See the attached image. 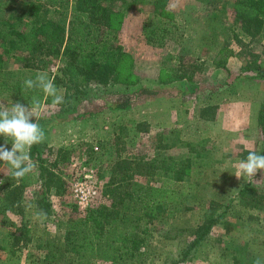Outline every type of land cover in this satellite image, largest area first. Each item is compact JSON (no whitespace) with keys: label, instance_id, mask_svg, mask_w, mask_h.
<instances>
[{"label":"rangeland","instance_id":"rangeland-1","mask_svg":"<svg viewBox=\"0 0 264 264\" xmlns=\"http://www.w3.org/2000/svg\"><path fill=\"white\" fill-rule=\"evenodd\" d=\"M24 1L34 0H9L0 5V18L18 15ZM233 1L169 0L177 29L168 26L170 38L157 46L145 40V27L158 22L151 5L127 0L122 13L116 15L121 19L116 37L125 53L121 63L133 65L137 83L127 87L115 81L106 88L91 83L84 87L86 96L80 100L66 99L65 89L59 85L60 104H54L53 97L47 98L39 87L31 89L30 98L39 96L38 103L21 104L33 105L41 113L38 121L32 118L44 132L37 146L39 156L64 180L65 189L57 193L53 185L41 184L40 161L31 158L29 150L34 170L19 181L12 177L10 166L0 161V197L10 186L24 185L14 200H0L6 205L0 213V264H44L52 244L62 242L67 219L81 215L76 205L79 210L90 206L79 203L74 189L96 190L90 203L94 202L119 161L186 157L188 148L179 143L167 149L157 147L156 133L168 130L177 131L181 141L207 140V152L201 161L196 160L204 167V179H195L198 185L190 187L192 194L185 196L172 215L165 212L147 224L151 235L146 264H174L180 258V252L198 236L196 230L209 211L208 200L214 201L215 214H224L186 260L177 264H255L257 258L264 264V200L254 208L243 205L238 197L247 182L264 195V170L246 181L236 178L233 167L245 150L264 147L257 125L264 99V40L241 31L234 21ZM44 8L48 18L63 21L65 26L82 15L72 4ZM60 65L58 59L45 69L26 68L22 57L10 54L0 69V81L11 84L22 74L35 80L38 73H44L53 82ZM161 69L181 78L174 85L159 83L160 74H165ZM2 88L0 84V102L5 106H10L9 101L16 103ZM137 122L143 123L141 129L136 128ZM5 144L0 136V146ZM7 148L11 149V141ZM60 148L68 150V159L58 158ZM134 177L146 180L143 175ZM103 202H109L107 197ZM91 264L109 262L97 259Z\"/></svg>","mask_w":264,"mask_h":264},{"label":"trees","instance_id":"trees-1","mask_svg":"<svg viewBox=\"0 0 264 264\" xmlns=\"http://www.w3.org/2000/svg\"><path fill=\"white\" fill-rule=\"evenodd\" d=\"M126 1H24L18 15L13 17L9 14L0 18V69L4 67L10 54L22 57L26 68L45 69L61 59L62 65L58 66L53 83L56 89L59 85L65 89L66 99L75 100L85 98L84 87L91 83L105 88L115 81H122L127 87L137 83L139 79L133 73V65L121 63L125 53L116 37L121 20L116 15L122 13L120 10ZM5 2L0 1V5L3 6ZM168 2L169 0H133L134 5L150 4L151 13L158 18L156 25L145 27L147 44L162 46L172 33L168 26L177 29L172 22L173 12L168 8ZM67 4H72L82 14L70 20L67 26L63 21L56 22L46 16V5L61 8ZM232 12L241 31L264 40V0H234ZM161 73L158 80L162 84L181 78L178 75L169 76L165 69H161ZM32 77L25 78L22 74L11 84L3 79L0 81L3 84L2 91L13 96L19 103H38L39 96L36 99L30 98L31 89L24 85V81ZM142 125V122H137L136 128L141 129ZM257 125L264 139V99L259 104ZM155 138L157 147L161 149L179 143L188 148L189 154L181 158L133 157L112 166L102 194L86 209L79 210L76 205L81 215L67 219L62 242L52 244L50 254L44 256V264H91L97 259L109 264H146L148 237L151 235L147 224L165 212L168 216L172 215L173 211L179 209L182 201H185V196L190 197L193 192L190 187L198 185L195 179H204V167L199 161L207 152V140L195 143L181 141L178 132L174 130L157 132ZM37 146L38 144H34L29 149V155L40 161L41 184L46 187L53 185L57 193L63 192L64 180L43 164ZM255 152L264 155V147ZM57 154L59 159L69 158L66 149H58ZM247 155L248 150H245L240 155L241 160L246 159ZM56 163L57 160L53 165ZM135 174L146 176V180H138L134 177ZM191 175H194L192 179ZM178 186L181 190L176 191ZM23 187L22 182L20 185L10 186L0 200H14L16 193L20 194ZM106 197L108 203L103 202ZM238 197L243 205L254 208L264 200V195L257 192L252 182H247L240 188ZM200 198L196 196L194 199L199 201ZM206 203L209 211L204 213L203 221L196 230L198 236L180 252V258L174 264L185 261L190 250L221 220L224 213H214V201L208 200ZM5 206L0 203V213L5 212Z\"/></svg>","mask_w":264,"mask_h":264},{"label":"clouds","instance_id":"clouds-1","mask_svg":"<svg viewBox=\"0 0 264 264\" xmlns=\"http://www.w3.org/2000/svg\"><path fill=\"white\" fill-rule=\"evenodd\" d=\"M24 85L28 89L39 87L46 96L53 97L54 104L63 101V97L57 95L54 83L47 79L44 73H38L35 80H25ZM9 105L5 106L0 102V136L6 140V144L0 146V161L10 166L12 177L19 181L34 170V165L29 162L28 150L34 144L43 141L44 132L37 122H32L33 117L36 121L41 118V113L35 106L31 105L29 108L19 102L13 104L11 101ZM9 141H11L10 150L7 148ZM245 147L247 149V145ZM233 167L236 178L243 177L247 181L249 177L264 170V155L248 150L246 159L236 162ZM255 264H262L261 259L257 258Z\"/></svg>","mask_w":264,"mask_h":264},{"label":"built area","instance_id":"built-area-1","mask_svg":"<svg viewBox=\"0 0 264 264\" xmlns=\"http://www.w3.org/2000/svg\"><path fill=\"white\" fill-rule=\"evenodd\" d=\"M74 191L80 197L79 203L81 202L84 204H90L91 200L94 199L97 194L94 189H88L85 191L81 188H75Z\"/></svg>","mask_w":264,"mask_h":264},{"label":"crops","instance_id":"crops-1","mask_svg":"<svg viewBox=\"0 0 264 264\" xmlns=\"http://www.w3.org/2000/svg\"><path fill=\"white\" fill-rule=\"evenodd\" d=\"M201 37H202V36L200 35V36H199V39H198L199 41H201V40H200ZM177 81H178V80L172 81L170 84L174 85ZM165 84H166V86L169 85V83H165Z\"/></svg>","mask_w":264,"mask_h":264}]
</instances>
